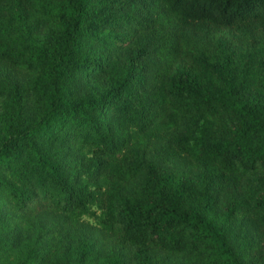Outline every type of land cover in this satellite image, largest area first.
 Returning <instances> with one entry per match:
<instances>
[{"label": "trees", "instance_id": "16d2710c", "mask_svg": "<svg viewBox=\"0 0 264 264\" xmlns=\"http://www.w3.org/2000/svg\"><path fill=\"white\" fill-rule=\"evenodd\" d=\"M0 264H264V0H0Z\"/></svg>", "mask_w": 264, "mask_h": 264}, {"label": "rangeland", "instance_id": "374dc122", "mask_svg": "<svg viewBox=\"0 0 264 264\" xmlns=\"http://www.w3.org/2000/svg\"><path fill=\"white\" fill-rule=\"evenodd\" d=\"M244 49H245V47H234V53L238 57L242 58L244 51H245ZM208 53H210V58H213V59L219 58L216 47H215V50L212 47L210 52L208 51ZM180 67L182 70L187 71L189 74L193 75L194 77H200V76L205 75L203 68L201 66H199L195 61L185 63V64L181 65Z\"/></svg>", "mask_w": 264, "mask_h": 264}]
</instances>
